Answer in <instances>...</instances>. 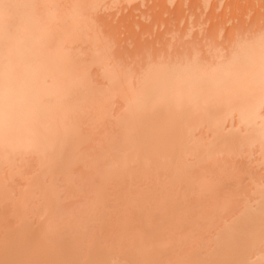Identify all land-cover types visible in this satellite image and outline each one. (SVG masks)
Returning a JSON list of instances; mask_svg holds the SVG:
<instances>
[{
    "label": "bare ground",
    "instance_id": "6f19581e",
    "mask_svg": "<svg viewBox=\"0 0 264 264\" xmlns=\"http://www.w3.org/2000/svg\"><path fill=\"white\" fill-rule=\"evenodd\" d=\"M107 1L0 0V264H264V25L136 72L100 31ZM114 118L64 219L57 183Z\"/></svg>",
    "mask_w": 264,
    "mask_h": 264
},
{
    "label": "rangeland",
    "instance_id": "374dc122",
    "mask_svg": "<svg viewBox=\"0 0 264 264\" xmlns=\"http://www.w3.org/2000/svg\"><path fill=\"white\" fill-rule=\"evenodd\" d=\"M108 1L110 2V4L112 3L110 0H108ZM108 1L106 3H108ZM126 1H132V0H126ZM126 1L125 0H119L118 3H116L115 5L114 4H112V5L108 4L109 6L107 8H106V5L105 6L103 5L105 7V9L102 7L103 9L101 11L98 10V12L100 11V13L96 16L99 18L96 17V19H97V22H98V20L100 21L98 23L101 25V28L104 32L102 30H100V31L102 33H105L103 35H105V36L107 35L106 36L107 38L109 37L111 39L110 41L112 42V44H111L112 48H110V51L112 50L114 53V54L112 53V58L114 55L116 57V59L119 60V63H121L120 65H124L126 67L129 66V67L135 69L134 71H136V72L144 71L142 69H144V66H147L146 65L147 63L149 65V62L151 60L155 59L158 56H162V55H166L168 57L170 55L169 53H172L171 56L178 54L177 60L179 59V57L181 58V56H179V54H181V55L183 54L182 57H186V56L188 57V55L190 56L192 54L191 56H192V58H194L193 55L197 54L198 50H200L199 53H201L202 52L201 49H203V51L205 49L204 53L203 52L201 53L202 55H204L205 52L207 53L208 52L207 50L209 48H210V50L208 53H210L214 49V47L212 48L209 46H211V45L212 46L213 45H216V46L217 45L218 46L223 45L224 47H225V45L229 46V44L231 43L233 35L236 34L237 32L240 33V34L238 33L239 36L240 35L245 36L247 34L250 35L253 32H255L254 34H256V32L258 31V28H261V26L264 25V9L262 8L264 6V4L261 7H259V6L257 7V5H260V4L256 5V3H255V5L258 9L257 8L254 9L255 7L252 6L251 8L254 7L252 10L253 12L250 14L247 13V12H251V11H249V8L251 5L254 4V2L252 3L251 1H256V0H251V1L248 0V3L251 2L250 3L251 5L249 6L247 12H246L245 7L242 8V7H240V5L235 4V6H238V7H240V9L243 10L242 11L238 8L239 12L237 11L238 9H236L237 12H235V13L233 11H231V7H229L230 9L228 7H226V5H228L230 3L229 2L227 4L226 2L230 1V0H217V1L214 0L215 3L217 2L216 3L217 9L211 7L212 3H213L212 0L209 3V7H207V8L204 6L206 3H204V5H203L202 4L203 1H201V0H174V1H172V0H133L132 2H126ZM220 1L221 2L223 1V2L220 3ZM234 1L231 0V2H233L232 4L237 2V0H234ZM239 1H241V0H239ZM242 1H244V0H242ZM260 1H263V0H260ZM260 1L257 0V3ZM215 3H213V4H215ZM242 3L239 2V4H242ZM244 3H246V2H244ZM248 3H246V8H247ZM210 4H211V6H210ZM224 5L226 8H224ZM228 6H233V5L229 4ZM235 6H233V7H235ZM244 6H245V4H244ZM235 8H237V7H235ZM251 8H250V10H251ZM233 10H234V8H233ZM227 12L229 13V15H233L232 17H235V18H232L231 16H229V18L226 19V17H228ZM226 14H227V16H226ZM231 18H232V20H230ZM228 19H229V21H228ZM100 25H98V28ZM262 28H263V26H262ZM259 30H261V29H259ZM263 30H264V28H263ZM233 31L234 32L237 31V32L232 34ZM238 34H236V35H238ZM236 35H234L233 39L235 37L236 38L238 37ZM226 36H229V38ZM225 38H227V39H225ZM230 38H231V40H230ZM228 39L230 40V42L228 41L229 44H227V42L225 43V41ZM107 40H109V39H107ZM110 41H109V46L111 47ZM224 43H225V45H224ZM218 46L215 47V49L222 48V46L221 47H218ZM211 48H212V50H211ZM195 49H198L197 52H195ZM193 51L195 52V54L192 53ZM86 53L88 54V52H86ZM212 53H214V51H212ZM186 54H188V55H186ZM197 55L199 56V54H197ZM86 56H88V55H86ZM167 57H165L164 59H166ZM205 57H207V58L210 57L209 60H211L212 55H209V57L208 56H205ZM201 58L204 59V56H201ZM168 59L170 60V58H168ZM182 59L185 60V58H182ZM189 59H191V57ZM174 60H172V61H174ZM153 61L155 62V60H153ZM156 61H157V58H156ZM121 67H123V66H121ZM141 67H143L141 69V71L140 70L137 71V69H139ZM126 69H128V68H126ZM94 71L97 72V70H94ZM99 72L100 71H98V74H99ZM98 74L95 73L94 78L96 79L95 81L98 80V83H96L97 86L101 87L106 82H104L105 80H103V77H101L100 74L98 76ZM94 78L92 79L93 81H94ZM99 81H100V83H99ZM101 81L104 83L101 84ZM100 84H101V86H100ZM106 86H107V84H106ZM102 88H104V86ZM114 100H116V99H114ZM117 102L118 103L115 104V109L119 110L120 109V103H119V101H117ZM122 105L123 104H121V107H123ZM113 107H114V105H113ZM122 109L117 111V110H114V108H113L112 111H117L116 112V114H117V113L121 112ZM112 115L115 116V113L110 114V117L108 116L107 118H113ZM111 120L113 121V120H115V118L104 120L105 122H102L101 124L99 123L100 124L99 127H98V124L96 123L97 124L96 129H95L96 133L95 134L93 133L95 130L91 131L92 132L91 134L92 135L94 134L93 136H91V134L88 133L87 139L91 138V137L92 138L86 140V142H84V144H83V149L81 150L82 155L80 154L82 160H80L79 162L74 163L72 166H70L71 169L69 171L70 172L69 175H71V177L73 176L72 183L68 184V182H65V181L63 182L60 180L58 182L59 184L57 183V185H59L61 187L60 188L62 190L61 195L63 196V198L65 197V199H63V202L61 204L62 206L59 205L64 209L63 210L61 208V210H63V213L61 212L62 213L61 216L62 217L64 216V219L66 217H69V215L72 214V212H74V210H76V208L80 207L79 205H81L80 203L82 201L86 200L85 196H87L88 194L85 193V190L87 189V188L85 189V187L88 186V184L90 185L91 180H88V178L90 177V175L92 177L91 173L93 172L91 169L92 166L90 164H91V161L94 160L95 157L97 156V154L99 153V150H101V146H103L102 143H104L105 134L112 127L111 123H113V122H111ZM94 126H92V127H94ZM115 126L116 125L114 124V126L112 127L113 130H114ZM87 127H89L88 128L89 130H91L90 126H87ZM115 128H117V127H115ZM114 132H113V134H114ZM108 134H109V136H110V134L112 135L111 130H109ZM107 136L105 138V141L107 139ZM108 145H109V143H108ZM100 154H101V152H100ZM98 156H97L98 159H95V162H97L96 160H99L100 158H102V157H98ZM100 160L103 161V159H100ZM31 161H32V163L34 162L33 160H31ZM95 164H97V163H95ZM92 165H94L93 162H92ZM98 165H99V163H98ZM30 166H31V163H30ZM30 166H29V168H30ZM32 166H34V165H32ZM32 166H31V169L29 170V172L33 169ZM90 166H91V168H90ZM249 170L252 173L256 174L257 179H258L257 174L259 175V177H264L263 176L264 172H263V169L261 166H252V167H250ZM27 171H28V168H27ZM248 175H250V174H247L246 176H244L243 179H244L245 184L250 185L251 180H250V176H248ZM251 175H253V174H251ZM261 179H263V178H261ZM12 183H14L17 186H21L23 184V180L18 177V178H15V182H12ZM12 183H10V184H12ZM12 186H14V185H12ZM17 186H15V187H17ZM82 186H84L83 187L84 189L80 190V189H82V188H80ZM246 186H248V185H246ZM243 189H246V188H243ZM86 191H88V190H86ZM242 197L244 198L245 195L240 196V203L242 201ZM245 199H246V197H245ZM242 203L244 204V201ZM82 204H83V202H82ZM66 219H68V218H66Z\"/></svg>",
    "mask_w": 264,
    "mask_h": 264
}]
</instances>
